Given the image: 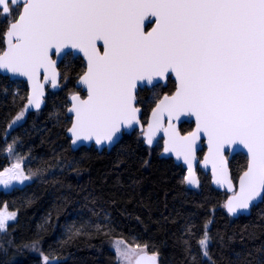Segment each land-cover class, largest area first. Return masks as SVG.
<instances>
[{
	"label": "snow or ice",
	"instance_id": "snow-or-ice-1",
	"mask_svg": "<svg viewBox=\"0 0 264 264\" xmlns=\"http://www.w3.org/2000/svg\"><path fill=\"white\" fill-rule=\"evenodd\" d=\"M74 60H80L81 72L68 87ZM0 69L26 77L29 85L7 127L20 121L30 106L41 108L46 81L54 87L64 82L68 100L63 115L73 149L93 140L112 145L135 131L151 146L149 154L159 149L182 159V181L199 186L197 141L206 137L208 150L199 162L210 164L211 179L230 192L223 201L227 212L246 215L264 204V0H0ZM14 92L19 95L18 89ZM144 105L150 106V114L142 121ZM54 114L59 120L61 109L49 113ZM193 117L190 130L178 126L182 118ZM161 130L162 147L157 136ZM18 139L5 144L15 156L0 168L5 188L50 168L81 167L79 160L53 149L54 164L26 170L24 157L15 150ZM229 153L246 157L238 183ZM49 176L54 183L58 179L56 172ZM16 216L6 204L0 208L5 251L14 242L7 230ZM213 222V216L197 220L195 212L183 216L179 239L188 264H220L212 245L216 239L223 245L225 233L217 230L214 236ZM101 232L111 237L117 264H161L154 243L117 234L107 212L104 222L99 217L95 222L73 221L64 239ZM253 235L244 231L239 238ZM22 244L40 251L44 264H59L60 253L38 248V238ZM228 264H264V244L233 250Z\"/></svg>",
	"mask_w": 264,
	"mask_h": 264
},
{
	"label": "trees",
	"instance_id": "trees-1",
	"mask_svg": "<svg viewBox=\"0 0 264 264\" xmlns=\"http://www.w3.org/2000/svg\"><path fill=\"white\" fill-rule=\"evenodd\" d=\"M60 67L63 71L62 64ZM79 72L81 62L74 60L69 72L72 83L68 87L75 83ZM68 87L62 82L60 90L48 89L42 110L25 113L13 127H7L26 98L28 85L0 76V168L10 163L5 144L14 137L19 138L15 150L24 157L26 170L43 168L45 163L54 164L53 149L62 157L75 158L81 163L77 171L50 168L34 175L33 181L22 188L0 191V208L6 204L8 210L17 211L7 230L14 242L7 245V251L3 246L0 264H44L40 251L22 244L37 238L38 248L60 253L59 264H117L116 254L109 247L112 239L103 232L82 234L71 241L64 239L73 221L86 218L95 222L99 217L100 222H104L105 212L117 234H135L149 241L150 246L154 243L160 252L161 264H188L179 234L183 216L189 212H195L197 220L213 216L212 234L215 236L217 230L225 233L223 245L219 239L212 245L220 264H228L233 250L264 244V204L255 207L248 217H230L223 204L227 194L213 188L210 175L200 170L199 189H189L186 181H182L183 167L176 165L173 159L160 158L159 149L149 154V147L141 142L137 132L125 135L111 151L99 152L94 146L75 151L70 147L67 120L63 115L67 111L64 105L68 100ZM14 89L19 90V95ZM56 108L61 109L59 120L55 114L49 115ZM142 110L144 121L150 114V106L144 105ZM191 127L193 123H185L181 128L187 131ZM160 145L162 147V143ZM203 155L204 151L199 155L201 159ZM145 158L149 163H144ZM244 166L246 157L243 154L234 156L230 162L237 183L238 173ZM49 172L58 174L55 183ZM172 216L178 219L173 221ZM244 231L254 235L241 240L239 237ZM229 235L233 238L228 239ZM18 244L20 248L16 247Z\"/></svg>",
	"mask_w": 264,
	"mask_h": 264
},
{
	"label": "water",
	"instance_id": "water-1",
	"mask_svg": "<svg viewBox=\"0 0 264 264\" xmlns=\"http://www.w3.org/2000/svg\"><path fill=\"white\" fill-rule=\"evenodd\" d=\"M81 57H82V53H81ZM61 66V65H60ZM0 76H4V77H8L10 78L12 81H21V82H24L27 84V78L26 77H19L17 78L16 76H14L13 74L11 73H6L5 70L3 69H0ZM28 85V84H27ZM60 87H61V84L60 85H57V86H52L49 82H45V98L44 100L42 101V104H41V108L40 109H36L32 106H30L29 110L26 111V115L29 113V112H36V111H40L44 108L45 106V99H46V96H47V90L48 89H51L52 91H58L60 90ZM28 89H29V85H28ZM79 90V89H78ZM141 120H142V116H141ZM185 123H193L194 126H195V121H194V117L192 118L191 121H188L184 118H182V122L178 123V126L181 127L183 124ZM135 131L133 132H130L126 135H132ZM157 136L160 138L159 139V143L162 142V145H163V132L162 130L160 132L157 133ZM68 137L70 138V134H68ZM124 138V137H123ZM122 138V139H123ZM122 139L118 142V143H114L112 145H109L107 142L103 143V144H100V145H97L95 143V141H84L82 145H80L78 148L74 149L75 151H78L79 149L81 148H91L92 146H94L99 152H102L104 151L105 149H107L108 151H111L114 147H116L121 141ZM197 144L199 145V149H198V152H197V156H198V160L196 161L195 163V169H196V172H197V175L199 176L198 172L201 170L203 171L206 175H212L211 173V165L208 164V165H204L202 163H200L199 161L203 159L200 158V153L202 151L205 150V152H207L208 150V147H207V139L206 137L203 138V143H201V141H197ZM148 146V145H147ZM148 147H151V146H148ZM238 154H242V153H236V154H232V153H229V167H230V162L231 160L233 159L234 156L238 155ZM160 158L162 159H173L175 164L178 165V166H182L183 169L185 170L186 172V165H185V162L182 160V159H177V157L175 156L174 153H161L160 155ZM231 171V169H230ZM186 184H187V187L191 190H197L199 189L200 185L199 186H195V185H191L189 184L187 181H186ZM211 184L213 186L214 189L218 190V191H221V192H225L226 194H230V192L226 189V187L224 186H220V185H217L212 179H211ZM259 204H257L255 207H257ZM253 207L250 211V213L246 214V215H240V216H250L251 213H252V210L255 208ZM225 211L227 212V209L225 208ZM227 214L234 218V219H237L239 218L240 216H237L235 214H230L227 212ZM160 259V258H159Z\"/></svg>",
	"mask_w": 264,
	"mask_h": 264
},
{
	"label": "rangeland",
	"instance_id": "rangeland-1",
	"mask_svg": "<svg viewBox=\"0 0 264 264\" xmlns=\"http://www.w3.org/2000/svg\"><path fill=\"white\" fill-rule=\"evenodd\" d=\"M7 155H8V157H9L10 163H12V162L15 160V156L10 155L9 153H8ZM22 166L25 167V160H23ZM32 181H33L32 178H30V179H28V180H26V181H24V182L14 181V182H13L14 187L10 185V186H8L7 188H5L3 185H0V191H3V192H10V191H12V190L15 189V188H22V187H24L25 185L31 183ZM15 218H16V217H15ZM15 218H12V219L9 221V224H10L12 221H14ZM3 231H4V230H0V235H2ZM109 247H110V249H111L112 251H114V246H113V242H112V240H111L110 243H109ZM2 249H3V245H0V252H1ZM114 252H115V251H114ZM115 254H116V253H115ZM116 257H117V256H116Z\"/></svg>",
	"mask_w": 264,
	"mask_h": 264
},
{
	"label": "flooded vegetation",
	"instance_id": "flooded-vegetation-1",
	"mask_svg": "<svg viewBox=\"0 0 264 264\" xmlns=\"http://www.w3.org/2000/svg\"><path fill=\"white\" fill-rule=\"evenodd\" d=\"M77 90H78V89H77ZM142 112H143V110H142ZM181 127H182V126H181ZM161 143H162V142H161ZM205 150H206V149H204V153H205ZM202 152H203V151H202Z\"/></svg>",
	"mask_w": 264,
	"mask_h": 264
}]
</instances>
